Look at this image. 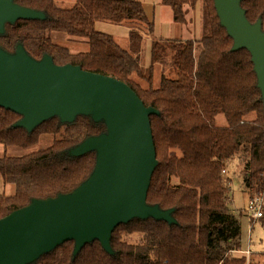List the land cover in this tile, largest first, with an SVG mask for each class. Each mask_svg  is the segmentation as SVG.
Returning <instances> with one entry per match:
<instances>
[{
  "label": "trees",
  "instance_id": "16d2710c",
  "mask_svg": "<svg viewBox=\"0 0 264 264\" xmlns=\"http://www.w3.org/2000/svg\"><path fill=\"white\" fill-rule=\"evenodd\" d=\"M13 2L44 18L6 22L0 33L2 51L14 54L21 46L36 61L47 55L55 65L113 77L158 111L150 116L157 165L146 204L171 210L174 220L133 218L111 233V253L98 240L74 253L70 240L27 264H261L259 254L242 253L248 248L242 220L251 221L246 205L234 207L232 183L236 181L247 202L255 196L261 199L258 224L264 231V103L251 53L233 50L234 41L221 25L213 0H161L178 23H185L189 10L200 5L201 37L184 42L161 39L152 47L145 70L134 30L127 51L112 35L96 29L97 21H106L152 33L153 23L141 2L74 0L68 8L55 0ZM240 7L246 20L260 22L264 32V0H241ZM52 32L85 40L87 50L72 53L68 45L52 40ZM169 50L175 77L162 73L156 83L155 68ZM219 114L227 126L215 124ZM21 118L0 107V144L25 149L44 136L52 141L21 156L0 154V179L15 185L13 194H0V219L33 200L55 199L79 187L95 169L96 152L73 151L107 131L105 122L95 121L91 114H79L72 122L53 116L30 131L15 126Z\"/></svg>",
  "mask_w": 264,
  "mask_h": 264
},
{
  "label": "water",
  "instance_id": "95a60500",
  "mask_svg": "<svg viewBox=\"0 0 264 264\" xmlns=\"http://www.w3.org/2000/svg\"><path fill=\"white\" fill-rule=\"evenodd\" d=\"M240 1L213 0L233 50L251 53L264 103V32L260 22L246 20ZM43 18L13 0H0V33L6 22ZM0 107L20 114L15 126L28 131L53 116L72 122L79 114H91L107 128L73 151L96 152L95 169L85 182L69 194L33 200L0 219V264L30 263L70 240L74 253L93 240L111 253V233L121 223L148 217L174 222L171 210L146 204L157 165L150 116L158 111L146 107L124 82L70 64L55 65L47 55L36 61L21 46L14 54L0 49Z\"/></svg>",
  "mask_w": 264,
  "mask_h": 264
},
{
  "label": "rangeland",
  "instance_id": "374dc122",
  "mask_svg": "<svg viewBox=\"0 0 264 264\" xmlns=\"http://www.w3.org/2000/svg\"><path fill=\"white\" fill-rule=\"evenodd\" d=\"M57 5L68 8L73 3L74 0H55ZM143 4L145 13L150 22L153 23V31L152 33L147 35V32L141 27L137 25H116L106 21H97L96 29L110 34L114 37L115 41L119 45L121 49H125L129 51L128 41H129V33L131 30H134L137 35V41H139V46L141 49V67L143 70L148 68L151 64V49L154 44L161 39H172V40H182L183 42L186 40L197 41L201 37V27H202V9L200 5L196 7V9H190L185 23H178L173 19V14L169 7L164 6L161 3V0H136ZM52 40L57 44L68 45L72 53H78L87 50V43L85 40H70L67 35L60 32H52L50 33ZM174 46H178L175 44ZM17 50V48H16ZM16 52V51H15ZM198 52V51H197ZM171 50L164 56L161 64H157L154 72L155 82H159L160 75L162 73L168 75L171 78L175 77L174 70L171 64ZM134 79L138 80L142 84L144 82L139 79L137 76H133ZM215 124L220 127L227 126L228 123L225 117L221 114L215 117ZM52 141L51 136H44L39 144L30 148H19V147H5L0 144V154L6 153L10 156H21L26 153L44 148L50 144ZM234 190V200L232 198V203L235 208L243 207L246 205L247 207V198L240 194L237 191L236 181L233 180ZM15 192L14 184H3L0 179V194H13ZM249 201V200H248ZM247 203V204H246ZM251 222L245 218L242 220L243 225V237L246 241V245L248 248L246 250H250V255L252 253L259 254L261 264H264V231L258 224V219L250 218ZM250 230V234L248 232Z\"/></svg>",
  "mask_w": 264,
  "mask_h": 264
},
{
  "label": "built area",
  "instance_id": "2783aa9c",
  "mask_svg": "<svg viewBox=\"0 0 264 264\" xmlns=\"http://www.w3.org/2000/svg\"><path fill=\"white\" fill-rule=\"evenodd\" d=\"M261 208H262V201H261V199L258 198V196H255V197L251 198L248 201V204H247V213H248L249 219L250 218H256V219L260 218L261 215H262ZM248 232L250 233V230H248ZM242 253L244 255H246V256H249L250 251L247 250V251H244Z\"/></svg>",
  "mask_w": 264,
  "mask_h": 264
},
{
  "label": "crops",
  "instance_id": "0c3cea01",
  "mask_svg": "<svg viewBox=\"0 0 264 264\" xmlns=\"http://www.w3.org/2000/svg\"><path fill=\"white\" fill-rule=\"evenodd\" d=\"M251 252V251H250Z\"/></svg>",
  "mask_w": 264,
  "mask_h": 264
}]
</instances>
